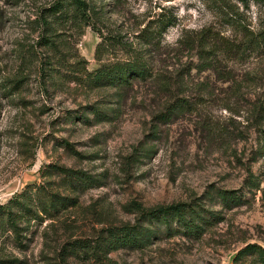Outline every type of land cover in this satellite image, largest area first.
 I'll use <instances>...</instances> for the list:
<instances>
[{"label": "rangeland", "instance_id": "rangeland-1", "mask_svg": "<svg viewBox=\"0 0 264 264\" xmlns=\"http://www.w3.org/2000/svg\"><path fill=\"white\" fill-rule=\"evenodd\" d=\"M85 1L88 17L58 20L71 0H0V264H259L236 256L264 248V50L224 47L264 32V1ZM134 61L151 77L92 83ZM177 100L190 106L168 115ZM177 204L201 213L199 230L144 217ZM125 227L142 244L122 242Z\"/></svg>", "mask_w": 264, "mask_h": 264}, {"label": "trees", "instance_id": "trees-1", "mask_svg": "<svg viewBox=\"0 0 264 264\" xmlns=\"http://www.w3.org/2000/svg\"><path fill=\"white\" fill-rule=\"evenodd\" d=\"M72 2H63V3H57L52 8L51 14L58 20L67 19L70 17L71 14V8L74 10V12L80 17L85 18L88 17V11H89V5L85 0H71ZM246 5L249 2V0H241ZM258 2L264 1V0H255ZM66 3V4H64ZM66 7H68L69 10H66ZM72 10V11H73ZM59 17V18H58ZM46 22V21H44ZM174 22L171 20H166L163 22H160L159 29L155 32H151L150 35L145 34L147 37L146 39H153L155 37L153 36H162L163 33H165L170 27L174 26ZM244 30V28H243ZM146 31V30H145ZM147 32V31H146ZM247 32V30H246ZM152 35V37H151ZM144 36V37H145ZM200 49H199V57L204 61V64H206L205 69H216V64L212 62L213 57H217V52L215 51H207L206 48L209 46V44L206 42L205 38H201L200 40ZM102 45L99 44L97 47V52H99V49ZM227 47H224L226 53H234L235 55L241 54L242 56L245 55V53L248 52H255L258 50L262 51L264 50V32L259 33H251L246 34L244 36V39L241 41V43H238V45H229L227 43ZM234 47V48H232ZM227 48V50H226ZM213 49V48H212ZM215 49V47H214ZM217 49V48H216ZM213 63V64H211ZM152 72L148 69V67L139 61L134 62H125V63H117L113 66H101L99 70L95 73V77L92 79V83L96 87L101 86H112L116 87L118 86L120 89L125 90L128 85L131 84V81L136 79H142L145 80L147 77H151ZM92 78V76H91ZM262 105V104H261ZM190 105H187V101L185 100H177L175 104H172L168 107V115H174L178 111H183L184 108L188 107ZM257 114L260 118L264 119V105L260 106L258 109ZM262 153L264 154V131H262ZM68 173H71L72 175H78V173H74L72 171H68ZM251 187L254 186L255 180L251 182ZM258 187V186H257ZM219 197L222 200L224 206L230 207L232 205H235L236 203H239L240 200L236 197V195L228 192H219ZM58 199V200H57ZM60 199V200H59ZM65 201H70L65 198H60L59 196L54 195L53 199L51 200V207L58 210L59 207H66L68 206ZM60 202V203H59ZM59 203V204H58ZM72 202H70L71 204ZM17 204V202H15ZM14 205V201H10V203L4 207L6 210V213L8 215V222L11 225V227L17 231V224L16 220L14 218L12 207ZM23 209H28L25 202H22L19 204ZM212 214L215 215L214 212ZM193 216H197L199 218L202 217L201 213L198 212L196 209H194L193 206L190 205H184V204H177V205H171L168 207L159 208L157 210L150 211L144 215L145 218L150 220H158L162 224H167L168 226L172 222H176L183 228L190 230V231H196L200 229V226L196 225L195 221L192 219ZM123 233H125L126 238H121L123 236H120L121 241L125 242V244H142V241L145 240L146 233L142 234L137 228L129 229L127 227L123 228ZM123 244V245H125ZM253 256L257 259L259 264H264V248L257 246V245H248L244 249H242L238 255L236 256V262H241L244 260L245 257Z\"/></svg>", "mask_w": 264, "mask_h": 264}]
</instances>
